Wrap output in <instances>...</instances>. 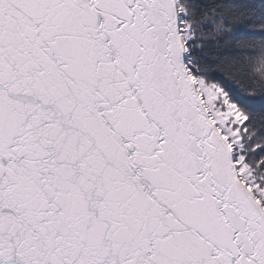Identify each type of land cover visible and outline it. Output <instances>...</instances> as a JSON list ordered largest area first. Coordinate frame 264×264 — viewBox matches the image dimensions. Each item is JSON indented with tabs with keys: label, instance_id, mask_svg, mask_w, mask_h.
Returning a JSON list of instances; mask_svg holds the SVG:
<instances>
[{
	"label": "snow or ice",
	"instance_id": "snow-or-ice-1",
	"mask_svg": "<svg viewBox=\"0 0 264 264\" xmlns=\"http://www.w3.org/2000/svg\"><path fill=\"white\" fill-rule=\"evenodd\" d=\"M0 264H264V0H0Z\"/></svg>",
	"mask_w": 264,
	"mask_h": 264
}]
</instances>
